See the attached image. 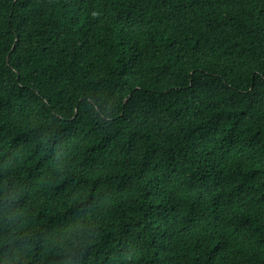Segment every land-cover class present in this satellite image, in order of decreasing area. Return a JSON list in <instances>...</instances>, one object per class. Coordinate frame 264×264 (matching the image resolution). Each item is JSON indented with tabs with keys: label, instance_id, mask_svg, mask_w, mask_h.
I'll return each mask as SVG.
<instances>
[{
	"label": "trees",
	"instance_id": "16d2710c",
	"mask_svg": "<svg viewBox=\"0 0 264 264\" xmlns=\"http://www.w3.org/2000/svg\"><path fill=\"white\" fill-rule=\"evenodd\" d=\"M0 264H264V0H0Z\"/></svg>",
	"mask_w": 264,
	"mask_h": 264
}]
</instances>
